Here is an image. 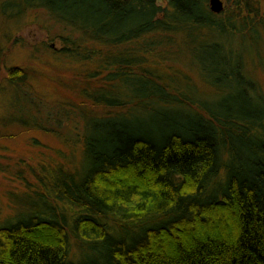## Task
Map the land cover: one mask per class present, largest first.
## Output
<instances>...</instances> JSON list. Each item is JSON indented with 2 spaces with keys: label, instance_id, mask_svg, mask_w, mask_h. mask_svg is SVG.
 Instances as JSON below:
<instances>
[{
  "label": "trees",
  "instance_id": "obj_1",
  "mask_svg": "<svg viewBox=\"0 0 264 264\" xmlns=\"http://www.w3.org/2000/svg\"><path fill=\"white\" fill-rule=\"evenodd\" d=\"M158 1L2 0L0 27L35 12L59 28L84 102L46 103L76 113L81 167L32 172L41 191L24 199L37 205L0 226V264H264V95L244 71L264 48L260 3L215 14L210 0ZM181 62L217 96L147 66ZM32 81L8 70L28 130L41 126L21 113L47 108Z\"/></svg>",
  "mask_w": 264,
  "mask_h": 264
},
{
  "label": "rangeland",
  "instance_id": "obj_2",
  "mask_svg": "<svg viewBox=\"0 0 264 264\" xmlns=\"http://www.w3.org/2000/svg\"><path fill=\"white\" fill-rule=\"evenodd\" d=\"M222 1L225 6L224 12L226 10L231 12V4L227 3V0ZM258 1L264 17V0ZM158 3L164 8L167 6L166 0H159ZM1 4L2 0H0ZM35 17L40 19L35 21ZM22 19L25 20H13L0 27V49L3 50L0 57L2 90L0 91V226L15 220L22 213L25 214L24 203L28 206L37 205V201H34L36 196L31 197L32 201L24 199L26 194L34 195L35 192L41 191L40 183L33 176V171L40 174L44 167L54 169L59 165L76 169L81 167L79 161L82 145L78 142L79 137H76L74 131V126L77 124L76 113L68 112L67 115L55 108L51 110L46 104L49 102L51 105H59V102H72L82 105L84 101L79 98L78 92L76 91L75 94L72 89L75 88L73 83L79 78V68L73 64L69 65L64 57L58 60V54L62 51L61 41L56 36L59 28L47 23L44 14L29 12ZM238 42H241V37L234 39L230 47L239 49ZM259 50L261 53L257 59L255 58L257 63H254V58V62L253 59H248L244 71L256 82L264 95V48L261 46ZM147 66L150 70L157 68L156 71L163 76L174 77L179 91L189 93L190 97L194 94L207 99L217 96L213 89L203 83L199 74L191 70L189 63H147ZM12 67L25 68L31 73L34 100L37 104L47 107L42 113H38L34 108L26 109L27 113L21 114L30 121V124L40 125L42 130L68 133L65 135L67 140H59L56 136L47 134L38 127L35 128L36 126L31 127V125V129L28 130L20 125L17 94L6 84L8 70ZM85 75L81 76L82 80ZM12 100L14 102L11 106ZM49 113L52 115L50 116ZM71 152H75L72 158L73 164L69 160ZM74 250L78 251L76 247Z\"/></svg>",
  "mask_w": 264,
  "mask_h": 264
},
{
  "label": "water",
  "instance_id": "obj_3",
  "mask_svg": "<svg viewBox=\"0 0 264 264\" xmlns=\"http://www.w3.org/2000/svg\"><path fill=\"white\" fill-rule=\"evenodd\" d=\"M210 10L215 14H221L225 10L224 2L222 0H210Z\"/></svg>",
  "mask_w": 264,
  "mask_h": 264
}]
</instances>
